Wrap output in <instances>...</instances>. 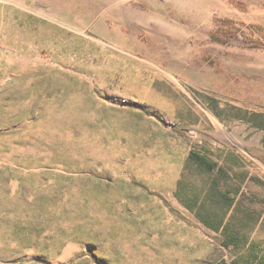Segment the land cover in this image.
Here are the masks:
<instances>
[{"label": "rangeland", "instance_id": "rangeland-1", "mask_svg": "<svg viewBox=\"0 0 264 264\" xmlns=\"http://www.w3.org/2000/svg\"><path fill=\"white\" fill-rule=\"evenodd\" d=\"M0 264H264V0H0Z\"/></svg>", "mask_w": 264, "mask_h": 264}, {"label": "trees", "instance_id": "trees-1", "mask_svg": "<svg viewBox=\"0 0 264 264\" xmlns=\"http://www.w3.org/2000/svg\"><path fill=\"white\" fill-rule=\"evenodd\" d=\"M187 161L193 162L195 165V168L201 172H204L206 174H211L213 172H215L216 170V164L215 162H213L212 160H210L207 157H203V156H199L198 154H196L194 151L189 152L188 157H187ZM217 171L220 172V169H217ZM211 195H212V199H213V203L217 204L220 206L221 211L224 212V214L230 209L231 206V200L229 197H227L226 192H221L219 189H217L215 186H213V188H211ZM188 208L191 209H195V213L197 215H199L197 213L198 209L202 208L201 204H198L196 200L193 201V203L189 204V202L187 204H185ZM220 211V212H221ZM222 215V214H221ZM201 215H199L200 217ZM203 218V222L205 224H207L210 228H213L215 230H219L220 228L224 227V220L223 217H219L215 220H208L205 217H201Z\"/></svg>", "mask_w": 264, "mask_h": 264}]
</instances>
